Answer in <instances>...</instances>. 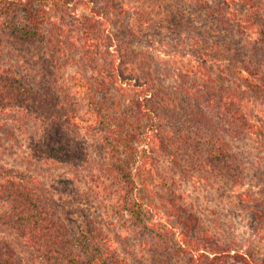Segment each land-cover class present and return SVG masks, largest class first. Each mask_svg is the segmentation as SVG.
<instances>
[{"label":"trees","instance_id":"16d2710c","mask_svg":"<svg viewBox=\"0 0 264 264\" xmlns=\"http://www.w3.org/2000/svg\"><path fill=\"white\" fill-rule=\"evenodd\" d=\"M166 1L156 66L131 46L139 21L122 26L132 0H0V115L20 114L23 158L57 171L1 166L0 198L42 264H264L185 194L257 180L263 197L245 196L264 217V4Z\"/></svg>","mask_w":264,"mask_h":264},{"label":"rangeland","instance_id":"374dc122","mask_svg":"<svg viewBox=\"0 0 264 264\" xmlns=\"http://www.w3.org/2000/svg\"><path fill=\"white\" fill-rule=\"evenodd\" d=\"M164 2L167 4L166 0H132L131 7L134 9L129 10L122 22V26H125L127 23H133V20L139 21L146 33L140 35L131 46L134 47L135 53L141 50L147 51L149 58L147 62L150 61L156 66H162L166 58L162 50L164 47L168 49V43L171 42L169 37L171 26L164 14V7H160L165 5ZM259 2L264 4V0ZM138 7L140 14L135 12ZM173 8L174 5L167 10ZM142 9L146 12V16L141 18ZM259 12L264 15V6H261ZM57 14H61L60 11ZM134 15L137 17L133 19ZM142 32L139 31L140 34ZM165 40L168 42L167 45ZM24 127L27 128L26 121L17 112L0 115V168L1 166L9 168L12 170L11 173L27 180L33 173L38 177L43 176V179L47 176L50 178L57 173L53 165L27 162L23 158ZM27 130L32 131V129ZM90 140L95 159L102 158L103 147L98 135L91 136ZM243 143L249 149L254 141L249 139L244 140ZM249 180L241 187H228L226 190L213 182L197 183L189 185L185 194H188L189 198L194 197L205 221L217 227L223 238H227L231 243L235 242L237 246L250 251L264 262V217L256 216L252 207L253 199L245 196V190L255 191L257 196L263 197V195L260 187L256 186L257 180ZM5 205L6 203L0 198V264H42L18 234L14 223L7 218ZM125 248L127 250L128 246Z\"/></svg>","mask_w":264,"mask_h":264}]
</instances>
